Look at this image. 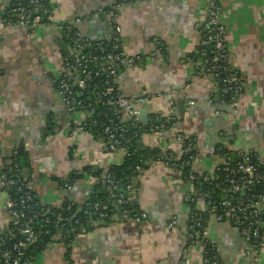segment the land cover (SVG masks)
Wrapping results in <instances>:
<instances>
[{"label": "crops", "instance_id": "0c3cea01", "mask_svg": "<svg viewBox=\"0 0 264 264\" xmlns=\"http://www.w3.org/2000/svg\"><path fill=\"white\" fill-rule=\"evenodd\" d=\"M48 1L53 18L32 32L11 26L0 31V230L12 223L1 174L15 165L19 146L24 145V175L41 202L54 207L69 197L82 203L97 190L106 191L102 176L121 166L127 156L124 150L112 151L104 136L80 129L82 117L69 113L54 82L74 52L69 29L92 34L101 25L88 21L89 16L99 6L113 7L121 0ZM13 2L0 0L4 7ZM207 5L208 0H134L121 3L117 12L124 48L139 59L135 67L122 72L119 86L128 97L146 100L150 119L172 117L176 122L159 138L139 134L145 150H138L180 155L182 144L176 136L189 134L197 142L195 171L200 176L214 175L220 163L217 148L223 142L229 141L231 151H254L264 160V0H225L222 19L228 28L231 60L246 82L237 124L224 109L217 117L221 104L216 102L220 93L215 80L195 75ZM79 19L86 20L80 25ZM155 39L169 47L168 57L157 53ZM138 126L142 130V124ZM148 161L136 175V211L151 215L149 220H127L116 213L110 221L79 235L71 256L54 241L34 264H72L71 258L73 264H179L189 204L196 193L179 173ZM74 174L79 176L76 183L71 191L65 190L63 181ZM198 206L206 209L202 199ZM173 216L178 217V225L168 229ZM217 217L211 216L209 239L217 245L222 263L264 264V253L257 260V253L243 244L232 218ZM191 264H204L201 248L192 249Z\"/></svg>", "mask_w": 264, "mask_h": 264}, {"label": "built area", "instance_id": "2783aa9c", "mask_svg": "<svg viewBox=\"0 0 264 264\" xmlns=\"http://www.w3.org/2000/svg\"><path fill=\"white\" fill-rule=\"evenodd\" d=\"M133 1L121 0L113 7L100 10V15L112 29L110 43L101 40L93 41L91 37L78 30H67V32L64 27L62 28L67 32L70 44L74 45V52L72 59H65V70L54 81L60 99L69 113L74 117H82L80 129L87 132L86 126L89 121L97 115H102L106 120L102 124L103 130L100 135L109 141L112 151L124 150L127 156L135 152L134 148L139 141L128 135L131 128L139 127L138 106L146 100L128 97L119 86L120 72L135 67L139 59L130 56L125 50L123 30L116 22L115 13L119 11L121 3ZM224 9L225 0H208L206 20L201 26L199 60L195 65V75L215 80L220 93L219 102L228 108L232 123L237 124L240 110L239 98L246 87V82L240 77L230 58L228 28L222 19ZM2 12H5V15ZM53 16L54 10L45 0H14L7 7L0 3V31L11 26L22 27L32 32L44 20H50ZM81 22V19L77 20L78 24ZM154 46L159 55L168 57L169 47L163 41L155 39ZM91 83L92 87L89 91ZM91 92L96 97L94 102L85 99ZM190 104L193 105L194 102L190 101ZM105 109L116 110L117 115L111 116ZM216 115L220 117L221 110L218 109ZM171 118L160 126L153 127L151 131L158 132L161 136L171 131L176 126V122ZM129 119L131 121L127 122ZM95 123L97 124V121ZM136 134L139 136L138 129ZM176 138L182 144L180 155L161 151V154L157 156L149 153L145 162L152 160L175 172L180 171V175L191 184L194 191L197 187L205 185L222 192L220 201L218 203L210 201L205 210L210 216L229 215L238 228L242 241L247 248L257 253V260L260 261L262 258L260 252L264 249L262 236L264 235V191H259L258 188L262 187L264 190V160L256 156L254 151H230L224 154L223 148L218 147L220 163L215 173L220 172L225 179L222 183H216L214 176L209 174L200 176L194 171L199 162L196 140L184 133L177 134ZM16 157L17 153H15ZM186 169L187 173L183 171ZM1 181L9 195L8 209L12 222L16 221L20 227L13 229L8 226L0 230V264H34L36 259L27 257L26 251L30 246L40 243L44 236H49L52 241L61 243L71 256L77 244L71 239V235L78 232L82 235L88 232L86 227L79 229L77 224L80 220H77L74 226H67L66 219L56 211L61 206L44 205L42 214H39L37 206L41 205V200L34 184L25 183L18 174L10 176L4 171L1 174ZM101 182L112 194L114 203L118 204L125 219L137 222L148 220L147 213H132L129 209L133 197L139 191L136 180L129 182L125 186V191L117 195L115 194L117 183L111 174H108ZM63 183L65 190H72L73 185L70 179ZM12 195L15 196L14 199L10 198ZM89 199L91 196L81 204L86 203V208L91 207V210L98 215V224L106 223L114 209L104 202L88 203ZM83 213L86 221L89 222L87 209L83 210ZM49 216H56L57 219L52 220ZM40 218L43 219L40 220ZM37 220L42 222V232L37 226ZM178 222V217L173 216L168 223V229L175 228ZM50 226L52 230L49 229ZM19 236L22 238L19 239ZM9 243H12V250L9 249ZM184 243L179 264L192 263L194 247L202 249L204 264H223L216 244L209 239L208 226L200 215L195 213L189 215ZM50 247L51 244H48L43 253ZM71 263L73 264V258Z\"/></svg>", "mask_w": 264, "mask_h": 264}, {"label": "trees", "instance_id": "16d2710c", "mask_svg": "<svg viewBox=\"0 0 264 264\" xmlns=\"http://www.w3.org/2000/svg\"><path fill=\"white\" fill-rule=\"evenodd\" d=\"M47 4L50 5V2L48 0H45ZM72 34V32H71ZM73 55H69L68 58L72 59ZM122 74V72H120V75ZM91 90L92 87V83L89 86ZM87 101L89 102H94L96 100V97H94V95L92 94V92L87 96V98H85ZM107 110V109H105ZM226 112V111H225ZM107 113L111 116H116L117 115V111L113 110V111H108ZM97 121V124L95 123V121ZM105 118L102 117V115H97L96 117H94L93 120L89 121V123L87 124L86 128L88 129V131L93 134V135H97L102 132L103 127L102 124L103 122H105ZM167 123H169L167 121ZM137 133V129H135V127L131 128V131L129 133V137H134L135 140L139 139V136ZM196 140V139H195ZM218 147H222L223 148V153H230V150L227 146H225L224 144H219ZM135 152L133 151V154L130 156H126L125 158V162L121 165V166H117L115 168H112L106 175L102 176L101 181L103 179H105V177L108 174H111L112 177L114 178V180L117 183V190H116V195L123 193L125 191V186L129 183L132 182L134 180H136V175L139 172V169H143L145 166V161H146V157L148 156V154L150 153L153 156H157L159 154H161L160 151H150L146 154L140 152L137 148V146H135ZM198 151V150H197ZM196 151V152H197ZM176 154V153H175ZM256 156L260 157V155L254 153ZM178 155V154H176ZM261 158V157H260ZM14 163L15 165L13 166L12 169H7L6 172L9 173L10 176H14V175H19L21 177V179L25 182V183H29L30 181L27 179V177L24 175L23 173V166L25 164V158L24 156L20 155L16 158H14ZM185 173L188 172V170H183ZM195 171V168H194ZM177 173L181 174L180 171H178ZM195 173H197L195 171ZM198 175V174H197ZM215 178V182H224L225 176L220 174V172L214 173ZM77 177H79L77 174L73 175L72 177H70V181L72 182V185L76 183V180L78 179ZM101 177V176H100ZM183 177V176H182ZM64 182V181H63ZM103 185V183H102ZM105 186V185H103ZM259 191H264L262 187L258 188ZM196 191V199L191 201V203L189 204L190 206V214L191 213H195L196 215H200V217H202V220L205 221L206 225L209 226V222L211 220V216L210 214L207 213L206 210L203 209H199L198 206V202L200 199L204 200V204L205 206L208 205V203L210 201L212 202H219L220 198H221V193L219 190H216L213 187H209V186H205V185H201L199 187H197L195 189ZM209 193V194H208ZM209 195V196H208ZM11 199H14L15 196L12 195L10 197ZM114 201L115 199L112 198V194L108 191V189L103 190V189H99L97 190L92 196L91 199L88 200L89 202L95 203V202H104V203H108L109 206L114 209V212H111L112 214L110 215L111 218L113 217V215H115L117 213L116 209L114 208ZM74 204V205H72ZM43 207L44 204L41 202V205L37 206V211L39 214H42L43 211ZM87 209L88 213H89V222L86 221L85 219V214L83 213V210ZM130 209V208H129ZM136 209V207L134 208ZM131 210V209H130ZM57 214H60L63 218L66 219V223H68L67 226H74L76 224L77 220H80V223L77 224V226H79V229H82L84 227H86L88 229V231L94 229L95 224H98V215L91 210L90 208H86V203L84 204H79L78 202H76L74 199L70 198L67 199L64 204L61 205V207L59 209H56ZM52 220H56L57 217L56 216H49ZM111 218L108 221L111 220ZM43 218H40V220H42ZM40 220H37V226L38 228H40V231L42 230V222ZM100 224V223H99ZM9 227L15 229L20 227V224L17 223L16 221H13ZM50 230H52V226L49 227ZM42 232V231H41ZM80 232L76 233V234H72L71 235V239L74 241H77ZM22 236H19V239H21ZM71 240V241H72ZM58 242V241H57ZM51 243H55L54 241H52L50 239L49 236H44L43 240L38 243V244H34L32 246H30L28 248V250L26 251V255L29 258L32 259H36L41 253H43V250L46 248V246L48 244ZM221 259V258H220Z\"/></svg>", "mask_w": 264, "mask_h": 264}, {"label": "water", "instance_id": "95a60500", "mask_svg": "<svg viewBox=\"0 0 264 264\" xmlns=\"http://www.w3.org/2000/svg\"><path fill=\"white\" fill-rule=\"evenodd\" d=\"M103 8H104V6H99L97 11H96V13H94L92 16H89V19H88V21L96 20V21L100 22L101 27H98V29L95 30L92 34H84V35L91 37V39L93 41L101 40V41H106V42L110 43L111 42V37H112L111 32H110L111 31L110 26L105 21V19L100 15V13H98V12H100L99 10L103 9ZM119 13L120 12L118 11V14ZM2 14L5 15V12H2ZM85 20L86 19H83L82 22L80 23V25L83 22H85ZM45 21H47V20H45ZM65 29H66V27H65ZM75 30H78V31L81 32V30H79V28H75L74 30H70V31H75ZM216 102L218 103L219 100L217 99ZM138 108H139V111H140L139 121H140V124H142V126H143L142 130H139V127L137 128L139 134L143 135V133H149L152 136H154L155 138H159L161 135L158 132H152L151 129L153 127H156V126H160L166 120L163 119V121H160V120H152L151 121L150 112H149V108H147V106H146V101L143 104L139 105ZM222 109H224V111L228 110V108H225L224 106L219 105V110H222ZM130 121H131V119L127 120V122H130ZM223 144L229 148V145H230L229 141L228 142H223ZM137 147H139L142 151L145 150L143 140L140 139L137 142ZM18 152H19L20 155H23L24 145L19 146ZM197 153L199 154V151H197ZM190 200H191V198L189 197L188 201H190ZM136 203H137V195L133 197V200H132L131 205H130V209L131 210H133L136 207V205H137ZM113 206L116 209L117 213L121 217L122 214H121L120 207L118 206V204L114 203ZM132 213H136V211H132ZM150 217H151V215L148 214V220H149ZM9 249L12 250V243H9Z\"/></svg>", "mask_w": 264, "mask_h": 264}, {"label": "flooded vegetation", "instance_id": "af4514ba", "mask_svg": "<svg viewBox=\"0 0 264 264\" xmlns=\"http://www.w3.org/2000/svg\"><path fill=\"white\" fill-rule=\"evenodd\" d=\"M115 16H116V22L118 23V25H120L121 26V24H119V18L117 17L118 16V14L117 13H115ZM46 20H48V19H46ZM45 21V20H44ZM43 21V22H44ZM111 28V27H110ZM121 28H122V26H121ZM123 30V29H122ZM229 53H230V51H229ZM230 58H231V56H230ZM232 61V60H231ZM64 64V63H63ZM64 67V70H65V65H63ZM63 69H62V71H64ZM55 87H56V85H55ZM246 88V87H245ZM245 90V89H244ZM243 92V91H242ZM241 95H242V93H241ZM220 101V100H219ZM220 103V102H219ZM222 106V105H221ZM241 106V105H240ZM228 111H226V113H227ZM217 155H218V148H217ZM198 154V153H197ZM199 155V154H198ZM137 209H133L132 211H136ZM136 213H138V211H136ZM217 217V216H216ZM217 218H219V217H217ZM221 218H223V217H221ZM236 226V225H235ZM238 229V228H237ZM263 236V241H264V235H262ZM243 242V241H242ZM213 243V242H212ZM215 244V243H214ZM243 244L247 247V245L243 242ZM217 246V245H216ZM218 250V249H217ZM264 253V249L260 252V254H263ZM262 259V258H261Z\"/></svg>", "mask_w": 264, "mask_h": 264}, {"label": "rangeland", "instance_id": "374dc122", "mask_svg": "<svg viewBox=\"0 0 264 264\" xmlns=\"http://www.w3.org/2000/svg\"><path fill=\"white\" fill-rule=\"evenodd\" d=\"M241 103V101H240V98H239V104ZM241 105V104H240Z\"/></svg>", "mask_w": 264, "mask_h": 264}]
</instances>
